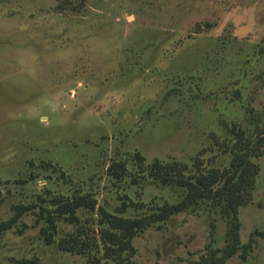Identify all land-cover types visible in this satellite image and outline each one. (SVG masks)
Wrapping results in <instances>:
<instances>
[{
  "label": "rangeland",
  "instance_id": "1",
  "mask_svg": "<svg viewBox=\"0 0 264 264\" xmlns=\"http://www.w3.org/2000/svg\"><path fill=\"white\" fill-rule=\"evenodd\" d=\"M232 122L262 141L235 213L248 246L223 264H264V0H0V221L15 202L35 204L0 229V262L204 264L231 217L208 200L149 222L132 250L107 256L96 208L56 215L46 241L38 204L86 193L110 211L147 212L182 191L149 176L148 162L226 165ZM111 160L125 162L122 175ZM70 234L88 243L59 247Z\"/></svg>",
  "mask_w": 264,
  "mask_h": 264
},
{
  "label": "trees",
  "instance_id": "2",
  "mask_svg": "<svg viewBox=\"0 0 264 264\" xmlns=\"http://www.w3.org/2000/svg\"><path fill=\"white\" fill-rule=\"evenodd\" d=\"M205 26L211 22L203 20ZM229 129L232 131V141L228 163L221 167H200L199 160L194 158L190 168L185 162L179 160L161 161L153 157L146 166V173L162 183H174L181 188V194L172 201L163 200L150 207L147 212L136 215H125L105 209L96 202V199L86 193H76L69 197L56 195L50 198L52 206L38 204L40 216L45 222L39 226L46 241L52 239V231L55 228V216L60 214L62 218L72 221L76 219L75 209L77 207L96 208L98 221L105 222L98 226L97 235L102 243V253L107 255H119L123 249L132 250L131 237L149 222L166 219L169 215L176 213L186 207H191L201 200H208L211 205H218L220 209L231 215L226 220L225 242L221 247H211L208 256H201L200 262L204 264H223L224 257L232 254L240 245L241 252L248 246V242L240 244L238 235L239 221L235 216L240 204L247 201L253 186L254 177L257 172V163L252 159L256 149L261 143V136L254 138V144H250V138L244 135L243 129L231 123ZM136 161L142 165L143 156L138 152L133 153ZM106 168L116 176H120L126 170L123 160H111ZM122 204H124L122 202ZM35 204H24L15 202L11 206L14 209L9 217L0 221V229L8 227L11 222L25 209ZM122 210V206L117 208ZM213 223L210 222V227ZM211 230V228H210ZM87 239L77 240L73 234L61 236L58 239L59 247L66 250H80ZM95 243V242H94ZM220 250L219 254L216 252ZM34 264H42L35 259H29ZM23 261L14 258L11 262H0V264H17ZM53 264V263H52Z\"/></svg>",
  "mask_w": 264,
  "mask_h": 264
}]
</instances>
